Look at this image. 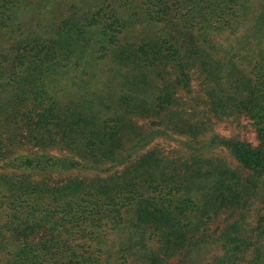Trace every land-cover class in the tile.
<instances>
[{"label": "trees", "instance_id": "trees-1", "mask_svg": "<svg viewBox=\"0 0 264 264\" xmlns=\"http://www.w3.org/2000/svg\"><path fill=\"white\" fill-rule=\"evenodd\" d=\"M246 6L0 0V264H264V49L250 64L220 41ZM253 12L264 48V0ZM41 22L56 44L28 38ZM194 80L207 116L245 117L256 146L206 137L179 94ZM158 135L186 137L185 155L151 146ZM221 216L212 254L193 258Z\"/></svg>", "mask_w": 264, "mask_h": 264}, {"label": "rangeland", "instance_id": "rangeland-1", "mask_svg": "<svg viewBox=\"0 0 264 264\" xmlns=\"http://www.w3.org/2000/svg\"><path fill=\"white\" fill-rule=\"evenodd\" d=\"M35 1V0H32ZM67 2V7L70 8V4L72 3V0H66ZM252 4L251 6L249 4ZM254 4H256V0H247V6L244 8L243 10V18L242 21L240 22L239 25H243L245 26L244 30L242 31H238V33L234 36H225L223 38L220 39V41L224 44V45H230L233 46L234 49H239V46H246L247 49L245 50H236V55L241 52V53H245L247 59H245L246 61L248 60L250 64L253 63L254 59L259 56V53L263 51L264 48H262L261 46H258L260 39H258V41H256V35H259L255 32L254 27H252V22L255 20L256 18V14L253 12V6ZM30 7H35L36 6L34 4H30ZM27 14H30V10L29 12H27ZM42 23V22H41ZM137 24V25H136ZM28 27V26H27ZM54 23L53 25H49L48 23H42L39 26H31L29 28L30 31H32V33L30 34V36H28V38H35L37 40L42 39H47L48 41L52 42L53 44H56V42L58 41V38L60 35H56L54 34ZM131 34L134 35L137 32H140L141 30H144L146 35L148 37H151L152 31L150 29H144V26L141 23H135L130 29H132ZM129 29V30H130ZM125 34V33H124ZM129 33H126V37L128 36V39H133L132 35ZM23 38L27 37V34L22 36ZM86 39V38H85ZM85 39H82V41H84ZM12 40L3 41L2 42V51H4L5 53L8 52V47L11 45ZM74 46V44H73ZM80 47V44L78 45V48ZM78 51V50H77ZM243 53V55H244ZM2 54V52H1ZM244 55V57H245ZM112 63V62H111ZM237 69L239 70V68L237 67ZM241 69H243L241 67ZM241 73V71H239V74ZM242 74H244V72H242ZM72 80H74V84L76 86H80L83 88V82L81 81V79H86V75H80L77 72H75L73 70V73L71 75ZM238 77V76H236ZM200 82L197 80H194L192 82L191 88L189 89V91H191L190 93L186 90H180L179 94L182 95V99L183 102H187L189 104H192L196 107V111L198 113V118H201L204 122H206L207 126H208V131H210V133H208L206 135V137H208L209 135L213 134L214 136H217L219 138H223V139H238L244 142L249 143L252 146H256L257 145V139H256V134L254 132V128L252 126V124L250 123V121L248 119H246L245 117H238V118H227V119H223L221 121L218 120H214V118H210L207 116V114L205 113V103H202L201 99V94L202 90L201 87L203 88V83L199 84ZM150 84L149 80H146L143 83L137 82L134 86V88H140V87H144L145 85ZM66 91V89H65ZM82 91V90H81ZM208 119V120H207ZM186 137H181V136H171L170 138L162 136V135H158L157 139L152 143L151 146H157L160 148V146H163L166 148V151H180V154L183 153V155H185L186 153V149H185V145L183 144L184 141H186ZM213 150V156L218 158V159H222L224 161H226L228 164H230L231 167H236V162L235 160L230 156L229 152L225 149H223L222 147H218V146H213L211 148ZM19 153H22L23 155L27 154V151H19ZM51 153H55V151H51ZM1 165V163H0ZM222 218L223 216H221L220 218H218L217 222L215 223V221L211 224V225H207V235L211 236V238H206L205 242L202 243L200 245L201 250L199 253H203L202 255H200L198 257V255L193 254V258L195 257L196 259H201L203 257H206L208 254L211 255L213 250L212 248H208L214 245V240L217 236L216 233V228L222 230L223 229V223H222ZM219 234V233H218ZM36 234L32 235L30 237V241L35 243L36 242ZM38 237V236H37ZM196 255V256H195ZM198 263V262H197ZM196 263V264H197Z\"/></svg>", "mask_w": 264, "mask_h": 264}]
</instances>
